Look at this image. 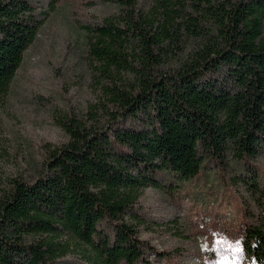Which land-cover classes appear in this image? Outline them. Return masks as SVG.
Segmentation results:
<instances>
[{
	"label": "trees",
	"instance_id": "trees-1",
	"mask_svg": "<svg viewBox=\"0 0 264 264\" xmlns=\"http://www.w3.org/2000/svg\"><path fill=\"white\" fill-rule=\"evenodd\" d=\"M109 1L117 13L88 28L85 48L107 105L62 119L67 141L0 198V264H153L135 205L156 174L183 181L205 154L264 147V0ZM46 14L0 0V105ZM242 233L248 264H264V209Z\"/></svg>",
	"mask_w": 264,
	"mask_h": 264
},
{
	"label": "rangeland",
	"instance_id": "rangeland-1",
	"mask_svg": "<svg viewBox=\"0 0 264 264\" xmlns=\"http://www.w3.org/2000/svg\"><path fill=\"white\" fill-rule=\"evenodd\" d=\"M30 1L38 15L47 14L0 105V198L14 180L36 179L48 150L67 141L62 119L87 120L107 105V81L85 48L88 28L118 8L109 0H63L50 11L45 0ZM137 2L147 7L151 0ZM156 179L160 186L144 188L135 205L138 237L153 264L249 263L242 229L259 220L264 198L247 182L256 179L264 189V147L248 159L229 153L219 162L205 154L193 177L179 181L159 172ZM66 260L80 264L73 254Z\"/></svg>",
	"mask_w": 264,
	"mask_h": 264
}]
</instances>
